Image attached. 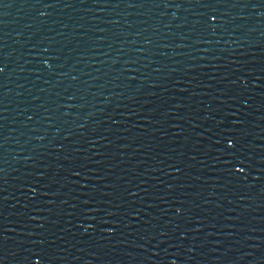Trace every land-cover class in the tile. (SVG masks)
Here are the masks:
<instances>
[{
	"label": "water",
	"instance_id": "1",
	"mask_svg": "<svg viewBox=\"0 0 264 264\" xmlns=\"http://www.w3.org/2000/svg\"><path fill=\"white\" fill-rule=\"evenodd\" d=\"M0 264H264V0H0Z\"/></svg>",
	"mask_w": 264,
	"mask_h": 264
}]
</instances>
